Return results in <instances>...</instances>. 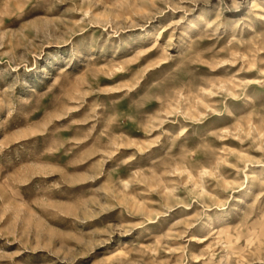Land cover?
<instances>
[{"label": "rangeland", "instance_id": "374dc122", "mask_svg": "<svg viewBox=\"0 0 264 264\" xmlns=\"http://www.w3.org/2000/svg\"><path fill=\"white\" fill-rule=\"evenodd\" d=\"M0 264H264V0H0Z\"/></svg>", "mask_w": 264, "mask_h": 264}]
</instances>
